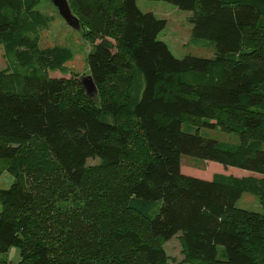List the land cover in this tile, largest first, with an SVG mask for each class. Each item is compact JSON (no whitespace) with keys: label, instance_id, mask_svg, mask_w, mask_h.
<instances>
[{"label":"trees","instance_id":"trees-1","mask_svg":"<svg viewBox=\"0 0 264 264\" xmlns=\"http://www.w3.org/2000/svg\"><path fill=\"white\" fill-rule=\"evenodd\" d=\"M161 1L192 13V37L208 40L212 57H176L158 38L166 20L142 11L137 0H68L80 17L98 19L87 32L96 39L86 56L96 87L91 95L64 68L74 58L71 48L36 52L46 23L34 9L36 0H0L6 70L20 80L19 90L0 81V162L20 156L15 141L39 138L71 187H82L94 169L124 181L126 208L145 222L146 235L133 226L109 235L126 241L147 264H168L163 246L177 233L188 264H264L262 224L245 231L227 216L239 212L236 203L245 192L264 199V141L221 140L184 120L243 136L264 126V61L254 60L244 45L251 35L264 36V0ZM122 120L141 134L144 155L132 152L134 127ZM182 155L258 176H191L181 170ZM7 202L31 205L35 196L16 177L0 191V203ZM34 232L27 219L0 213V253L17 248L15 264H83L82 252L69 241L31 240Z\"/></svg>","mask_w":264,"mask_h":264},{"label":"rangeland","instance_id":"rangeland-1","mask_svg":"<svg viewBox=\"0 0 264 264\" xmlns=\"http://www.w3.org/2000/svg\"><path fill=\"white\" fill-rule=\"evenodd\" d=\"M68 1V0H67ZM69 3V2H68ZM137 6L142 11H150L156 17L166 20V25L158 35L176 57L190 54L199 57H212L213 47L205 39L192 37V13L178 9L176 6L161 0H137ZM34 9L46 17L45 25L38 30L36 52L53 49L56 46H66L73 50V60L66 62L64 68L78 78L89 75L86 63L87 52L93 47L96 39L87 37L90 29L98 24L96 18H82L75 11L72 14L78 22L69 25L59 14L52 0H36ZM88 32V33H87ZM251 38V39H250ZM250 43L245 41V48L250 50L254 60L264 61V36H249ZM8 69V61L0 44V81L8 90H19L20 80L13 76ZM50 76H61L59 71H49ZM67 77L69 74L66 75ZM114 86L116 84H113ZM121 89V87H118ZM96 91V90H95ZM93 91L91 95L96 92ZM198 131H206L211 136L231 142H242L248 138H259L264 141V126L246 135H240L232 130L221 127L217 130H204L196 118L186 117ZM228 120H231L228 118ZM235 120V119H234ZM129 122L131 120H122ZM134 142L131 150L137 155L147 151L141 134L133 131ZM20 150V156L11 162H0V191H8L16 177L21 181L23 189L35 196L31 205L17 202L5 205L0 203V213L7 214L13 219L25 218L29 221L31 240L42 237L60 243L70 242V248L78 249L84 257L83 264H147L141 254L130 249L126 241H114L109 230L133 226L146 235L145 222L126 208L125 182H115L107 173L94 169L91 177L82 187L73 188L67 184L61 173L53 164L44 142L39 138L15 141ZM97 159H89L88 164L95 167ZM136 162H132L133 169ZM14 165L20 168V174L14 172ZM182 172L211 179L214 173L232 174L235 176L255 175L247 170L224 167L222 164L204 160L189 155L180 158ZM113 182V184H110ZM110 184V185H109ZM10 199V196H7ZM237 211L228 213V218L236 217L240 227L248 231L258 222L262 229L258 233L264 238V199L243 193L236 203ZM43 233V234H41ZM257 235H254L258 238ZM43 235V236H41ZM65 239H68L65 241ZM70 239V240H69ZM168 264H188L177 233L164 244ZM221 250V247L219 248ZM3 264H15L19 261L17 248H10L7 253H0ZM2 264V263H0Z\"/></svg>","mask_w":264,"mask_h":264},{"label":"water","instance_id":"water-1","mask_svg":"<svg viewBox=\"0 0 264 264\" xmlns=\"http://www.w3.org/2000/svg\"><path fill=\"white\" fill-rule=\"evenodd\" d=\"M53 4L56 6L61 17L69 24H77V18L72 14L69 3L67 0H52ZM81 83L87 94H92L96 90V87L93 83L91 75H87L81 78Z\"/></svg>","mask_w":264,"mask_h":264}]
</instances>
